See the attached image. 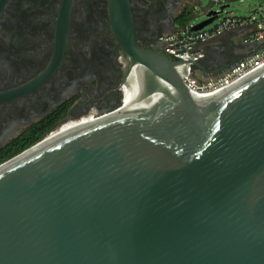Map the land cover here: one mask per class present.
Wrapping results in <instances>:
<instances>
[{
    "label": "water",
    "instance_id": "obj_1",
    "mask_svg": "<svg viewBox=\"0 0 264 264\" xmlns=\"http://www.w3.org/2000/svg\"><path fill=\"white\" fill-rule=\"evenodd\" d=\"M110 22L127 103L0 163V264H264V63L198 95L186 62L140 46L127 0ZM252 50L192 65L215 77Z\"/></svg>",
    "mask_w": 264,
    "mask_h": 264
},
{
    "label": "flooded vegetation",
    "instance_id": "obj_2",
    "mask_svg": "<svg viewBox=\"0 0 264 264\" xmlns=\"http://www.w3.org/2000/svg\"><path fill=\"white\" fill-rule=\"evenodd\" d=\"M202 1L127 0L135 39L159 48L158 35L211 9L195 6ZM113 2L0 0V154L122 105L132 72L112 31Z\"/></svg>",
    "mask_w": 264,
    "mask_h": 264
},
{
    "label": "built area",
    "instance_id": "obj_3",
    "mask_svg": "<svg viewBox=\"0 0 264 264\" xmlns=\"http://www.w3.org/2000/svg\"><path fill=\"white\" fill-rule=\"evenodd\" d=\"M215 4L225 5L228 0H212ZM254 12L258 16L238 17L232 13L217 10L216 22L196 31H190V23L162 33L157 37L160 48L173 59L184 62L182 81L186 88L198 95H204L223 88L260 64L264 63V2ZM220 13H224L223 16ZM240 31V39L244 45H252L253 50L248 56L231 65L222 74L199 80L195 75L193 62L205 57L204 46L228 31ZM260 45L258 48H255ZM250 51V50H249ZM127 89L122 92V104ZM92 116V115H88ZM85 117V116H82ZM80 117V118H82ZM93 117V116H92ZM53 132H50V134Z\"/></svg>",
    "mask_w": 264,
    "mask_h": 264
},
{
    "label": "crops",
    "instance_id": "obj_4",
    "mask_svg": "<svg viewBox=\"0 0 264 264\" xmlns=\"http://www.w3.org/2000/svg\"><path fill=\"white\" fill-rule=\"evenodd\" d=\"M240 34V31H228L220 35L215 40L208 42L204 46L205 57L202 59V65L204 69H210V67H214L222 51L227 50L233 46H237L239 43ZM237 50L243 53H249L247 47H242ZM195 75L199 80H203L209 77L205 74V70H200L198 68H195Z\"/></svg>",
    "mask_w": 264,
    "mask_h": 264
},
{
    "label": "rangeland",
    "instance_id": "obj_5",
    "mask_svg": "<svg viewBox=\"0 0 264 264\" xmlns=\"http://www.w3.org/2000/svg\"><path fill=\"white\" fill-rule=\"evenodd\" d=\"M264 2V0H228V6L224 8V12L232 13L235 16L238 17H247V16H258L254 10L261 5ZM201 6L204 7H210L211 9L217 11L220 7V5L215 4L213 5L211 3V0H204L202 1ZM224 13H220L221 16H223ZM204 19V16H196L190 21V25H193L195 23L200 22ZM217 19H215L213 23L216 22Z\"/></svg>",
    "mask_w": 264,
    "mask_h": 264
},
{
    "label": "trees",
    "instance_id": "obj_6",
    "mask_svg": "<svg viewBox=\"0 0 264 264\" xmlns=\"http://www.w3.org/2000/svg\"><path fill=\"white\" fill-rule=\"evenodd\" d=\"M189 19V18H188ZM188 19H185L180 25L183 26ZM49 130H45L43 132V134H46ZM28 145H24V146H15V145H10L7 147V152L4 154H0V163H2L3 161L13 157L14 155H16L17 153H19L21 150H24L25 148H27Z\"/></svg>",
    "mask_w": 264,
    "mask_h": 264
},
{
    "label": "bare ground",
    "instance_id": "obj_7",
    "mask_svg": "<svg viewBox=\"0 0 264 264\" xmlns=\"http://www.w3.org/2000/svg\"><path fill=\"white\" fill-rule=\"evenodd\" d=\"M131 75H132V73H131ZM127 88V87H126ZM130 92H131V89L129 88V90H127V92H126V96H125V99H124V103L126 102L127 103V98H128V95L130 94ZM93 118V117H92ZM93 120V119H92ZM91 121V120H90ZM84 122H89V121H87L86 119H81V120H79V121H72V122H69V123H67V124H64V125H61L60 127H59V129H57V130H55V131H60V133H64V132H66L67 130H69V129H71V128H73V127H75L76 125H78L79 123H84ZM55 131H53V132H55Z\"/></svg>",
    "mask_w": 264,
    "mask_h": 264
}]
</instances>
